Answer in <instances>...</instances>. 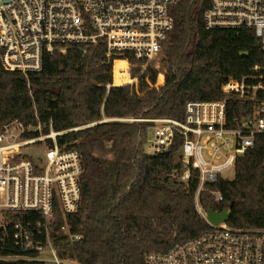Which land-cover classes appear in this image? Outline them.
I'll list each match as a JSON object with an SVG mask.
<instances>
[{
	"label": "trees",
	"instance_id": "16d2710c",
	"mask_svg": "<svg viewBox=\"0 0 264 264\" xmlns=\"http://www.w3.org/2000/svg\"><path fill=\"white\" fill-rule=\"evenodd\" d=\"M208 6L209 0H179L170 7L174 26L162 43L161 66L146 72L152 84L163 73L160 87H151L146 73L138 91L131 84L109 86L114 73L104 40L85 53L77 48L46 52L42 69L27 75L7 70L0 58V127L19 119L27 126L41 124L47 134L52 126L64 131L57 137L60 147L82 155V203L68 216L72 232L82 237L57 242L62 258L80 264H144L147 253L166 252L209 227L195 206L198 181L185 185L172 176L183 137L178 134L164 152L149 154L145 144L152 122L138 120H181L187 101L220 99L230 78L241 80L254 65L264 64L252 29L206 27ZM126 66L116 61L117 84L124 75L129 81L120 71ZM138 71L132 69V75ZM252 108V101L228 100V123ZM210 189L220 191L223 200L215 201ZM208 190L200 192L206 210L229 207V225L264 228V134L238 158L234 177H222Z\"/></svg>",
	"mask_w": 264,
	"mask_h": 264
},
{
	"label": "built area",
	"instance_id": "2783aa9c",
	"mask_svg": "<svg viewBox=\"0 0 264 264\" xmlns=\"http://www.w3.org/2000/svg\"><path fill=\"white\" fill-rule=\"evenodd\" d=\"M179 0H0V58L10 71H40L46 52L65 53L77 48L84 53L100 40L106 43V62L113 65L111 85H134L162 51L173 29L170 7ZM205 25L212 28L252 29L264 51V0H209ZM116 61L127 66L116 83ZM139 68L137 75L132 69ZM162 74V73H161ZM150 73L144 79L151 87ZM127 77V76H126ZM223 97L189 100L183 119H138L152 122L145 150L164 152L176 135L183 137L179 168L172 173L182 184L198 181L195 206L209 227L166 252L152 251L144 264H264V228H242L227 222L214 224L200 201L220 178L235 173L238 158L264 134V64H256L241 80L222 85ZM252 101V111L227 121L228 100ZM39 131L37 136H26ZM148 131V135H149ZM64 131L43 134L41 124L27 126L14 119L0 127V264H79L62 258L57 242L81 239L72 232L68 216L82 203V155L60 147ZM48 140H52L49 143ZM38 157L24 152L42 145ZM222 201L217 190H208ZM62 215V221L58 216Z\"/></svg>",
	"mask_w": 264,
	"mask_h": 264
},
{
	"label": "rangeland",
	"instance_id": "374dc122",
	"mask_svg": "<svg viewBox=\"0 0 264 264\" xmlns=\"http://www.w3.org/2000/svg\"><path fill=\"white\" fill-rule=\"evenodd\" d=\"M163 57V53L162 51L154 58V60L152 61V66L156 69H159L160 66H161V59ZM163 74V73H162ZM161 74L158 75L157 77V80L159 79V76ZM164 76V75H163ZM129 78V77H128ZM165 78V77H164ZM124 79H127V77L125 76ZM126 81V80H124ZM121 83V82H120ZM139 83H140V80H139ZM163 83H164V79H163ZM162 83V84H163ZM161 84V85H162ZM120 85V84H119ZM161 85H158V87H160ZM150 130V128L148 129V131ZM41 132H42V125H41ZM152 136V131H149V135H148V139L151 138ZM44 144L42 145H35V146H28V147H25L23 150L24 152L28 153L29 155H33L35 157H38L39 155H41L43 153V146ZM145 146L147 147L148 146V141L146 142ZM230 178H233L234 177V171L233 170H230L227 174Z\"/></svg>",
	"mask_w": 264,
	"mask_h": 264
},
{
	"label": "water",
	"instance_id": "95a60500",
	"mask_svg": "<svg viewBox=\"0 0 264 264\" xmlns=\"http://www.w3.org/2000/svg\"><path fill=\"white\" fill-rule=\"evenodd\" d=\"M230 216L231 210L229 209V207H226L223 211H215L211 208L207 209V218L214 224L227 222L230 219Z\"/></svg>",
	"mask_w": 264,
	"mask_h": 264
},
{
	"label": "crops",
	"instance_id": "0c3cea01",
	"mask_svg": "<svg viewBox=\"0 0 264 264\" xmlns=\"http://www.w3.org/2000/svg\"><path fill=\"white\" fill-rule=\"evenodd\" d=\"M80 264V263H79Z\"/></svg>",
	"mask_w": 264,
	"mask_h": 264
}]
</instances>
